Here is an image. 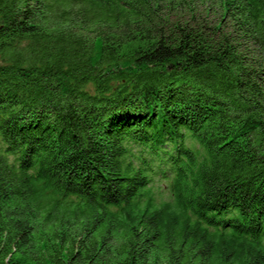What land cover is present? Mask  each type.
<instances>
[{"label":"trees","instance_id":"16d2710c","mask_svg":"<svg viewBox=\"0 0 264 264\" xmlns=\"http://www.w3.org/2000/svg\"><path fill=\"white\" fill-rule=\"evenodd\" d=\"M0 264H264V0H0Z\"/></svg>","mask_w":264,"mask_h":264}]
</instances>
